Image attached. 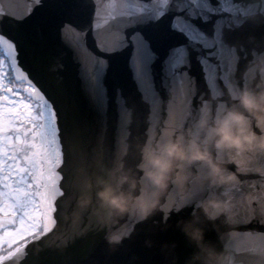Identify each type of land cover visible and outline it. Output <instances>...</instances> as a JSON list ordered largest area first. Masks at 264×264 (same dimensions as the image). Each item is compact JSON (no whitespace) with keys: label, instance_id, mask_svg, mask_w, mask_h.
<instances>
[{"label":"snow or ice","instance_id":"snow-or-ice-1","mask_svg":"<svg viewBox=\"0 0 264 264\" xmlns=\"http://www.w3.org/2000/svg\"><path fill=\"white\" fill-rule=\"evenodd\" d=\"M239 4L27 0L16 10L0 0V264H24L32 240L54 228L71 166L83 155L85 122L54 57L63 69L66 57L74 62L98 115L109 104L117 109L121 137L132 125L130 101L159 133L166 120L183 126L202 111L201 93L228 87L235 69L225 28L257 4L264 12V0ZM237 226L249 230L222 243L234 264H252L264 252V221Z\"/></svg>","mask_w":264,"mask_h":264},{"label":"clouds","instance_id":"clouds-1","mask_svg":"<svg viewBox=\"0 0 264 264\" xmlns=\"http://www.w3.org/2000/svg\"><path fill=\"white\" fill-rule=\"evenodd\" d=\"M252 40L246 50L233 45L239 72L217 94L201 93L202 111L188 124L170 118L157 133L149 123L143 138L121 137L108 158L100 149L78 158L54 228L32 240L24 264H39L44 249L72 264L69 244L90 231L101 234L107 254L143 232V245L159 251L161 264H234L218 241L234 237L241 220L264 221V36ZM126 116L139 120L134 101ZM184 208L186 216L169 220ZM170 229L175 238L158 239ZM252 264H264V252Z\"/></svg>","mask_w":264,"mask_h":264},{"label":"water","instance_id":"water-1","mask_svg":"<svg viewBox=\"0 0 264 264\" xmlns=\"http://www.w3.org/2000/svg\"><path fill=\"white\" fill-rule=\"evenodd\" d=\"M7 7L9 3L15 6L16 10H21L25 7L27 0H2ZM95 3V0H93ZM107 0H100V3H106ZM131 4L139 5L147 2V0H126ZM249 0H240L238 7L247 8ZM242 22L239 25H229L225 28V33H231V38L225 40L227 47L231 48L236 45V50L240 51L239 45H243L246 50L255 40H260L264 36V12L259 10V5L255 6V11L251 14L243 15ZM123 57H121V65ZM243 61H241L242 66ZM51 67L54 70H63L66 86L70 93L76 98L81 115L85 122V137L83 155L87 156L94 153L97 149L102 150L105 158H108L118 147L121 134L118 128L119 116L117 109L109 104L106 112L103 115H98L89 102L87 92L78 75L77 66L70 58H65L64 69L63 63L59 57H54ZM235 71L238 73L239 68ZM112 70L110 69V75ZM147 118L134 121L131 128L127 129V133L132 136L143 138L146 133ZM189 208H184L180 213H174L169 217L170 221H174L177 215H187ZM158 218V217H157ZM253 230H260L254 223L251 226ZM239 231L249 229H238ZM143 232L133 234L132 237L122 242L117 250L111 254L105 251V245L99 232L90 231L73 240L68 248L67 253L70 256L72 264H130V257L135 254L136 259L131 261V264H161V256L159 251L154 248H146L143 243ZM207 235L216 239V233L211 229ZM176 233L171 229L165 233H159L158 239L175 238ZM220 247L223 246L222 241H218ZM39 264H61V256L55 250L44 249L39 255Z\"/></svg>","mask_w":264,"mask_h":264}]
</instances>
